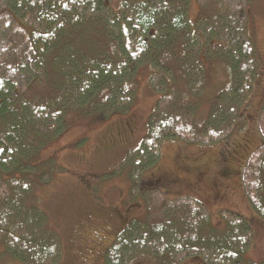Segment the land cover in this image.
<instances>
[{"label": "trees", "instance_id": "obj_1", "mask_svg": "<svg viewBox=\"0 0 264 264\" xmlns=\"http://www.w3.org/2000/svg\"><path fill=\"white\" fill-rule=\"evenodd\" d=\"M190 1L0 0V15L8 16L7 32L0 30L7 47L0 74V264L4 257L58 264L62 242L40 189L60 167L44 152L74 115L129 112L143 64L159 71L162 96L148 134L128 154L133 178L158 159L166 137L214 142L247 127L244 108L262 65L250 25L252 0L237 10L226 0H197L195 23ZM213 61L225 63L231 78L211 99L207 122L192 125L189 112L198 109V88L205 87ZM19 72L31 74L24 89L15 82ZM257 119L263 143L250 156L254 167L244 188L264 219V104ZM160 206L159 219L149 210L145 220H133L118 234L106 264H180L188 257L206 264L264 263L248 259L254 236L243 214L222 209L216 224L191 194Z\"/></svg>", "mask_w": 264, "mask_h": 264}, {"label": "rangeland", "instance_id": "obj_2", "mask_svg": "<svg viewBox=\"0 0 264 264\" xmlns=\"http://www.w3.org/2000/svg\"><path fill=\"white\" fill-rule=\"evenodd\" d=\"M226 1L234 10L244 7V0ZM251 5L250 25L262 65L244 108L248 113L244 131L235 128L231 135L214 142L166 137L160 144L158 159L145 167L138 179L133 178V163L128 161V154L137 150L148 134L151 117L162 96V77L155 74L158 70L143 64L137 77V99L129 112L107 118L73 114L72 124L46 149L44 155L54 157L60 167L51 183L40 189L41 204L62 242L58 264H106L107 248L130 222L145 220L149 210L150 218L157 220L160 204L188 194L206 204L216 224L222 209L243 214L250 221L254 236L248 259L264 262V219L252 208L244 188V179H248V172L254 167L250 156L263 143L257 118L264 104V0H252ZM199 14V2L191 0L190 20L195 23ZM7 21L8 16L1 14V33L7 32ZM6 48L0 39V74L6 72L2 66ZM28 77L30 73L19 72L15 82L24 89ZM230 78L225 63L212 62L205 87L198 88L202 94L198 109L189 112L193 114L189 117L192 125L203 126L207 122L211 99L228 87ZM224 152L232 157V166L222 174ZM246 163L251 166L243 169ZM152 189L155 192L147 198ZM3 260L4 264H24L8 257ZM180 264L206 262L188 257Z\"/></svg>", "mask_w": 264, "mask_h": 264}, {"label": "flooded vegetation", "instance_id": "obj_3", "mask_svg": "<svg viewBox=\"0 0 264 264\" xmlns=\"http://www.w3.org/2000/svg\"><path fill=\"white\" fill-rule=\"evenodd\" d=\"M236 148L240 149L239 147H236ZM236 154H237V152H236ZM225 159H228V161L226 163L223 162L224 166H223V168H221L222 174L226 173L229 170V168L232 166V164H231L232 157L228 156V158H224V160ZM243 161L245 162V160H243Z\"/></svg>", "mask_w": 264, "mask_h": 264}, {"label": "water", "instance_id": "obj_4", "mask_svg": "<svg viewBox=\"0 0 264 264\" xmlns=\"http://www.w3.org/2000/svg\"><path fill=\"white\" fill-rule=\"evenodd\" d=\"M228 159H225V161L227 162Z\"/></svg>", "mask_w": 264, "mask_h": 264}]
</instances>
